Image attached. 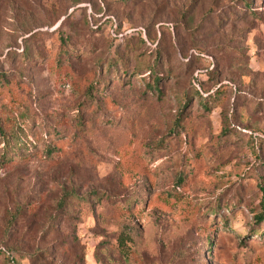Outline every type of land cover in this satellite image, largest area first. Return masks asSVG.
Wrapping results in <instances>:
<instances>
[{
    "label": "rangeland",
    "instance_id": "374dc122",
    "mask_svg": "<svg viewBox=\"0 0 264 264\" xmlns=\"http://www.w3.org/2000/svg\"><path fill=\"white\" fill-rule=\"evenodd\" d=\"M262 210L264 0H0L10 264H264Z\"/></svg>",
    "mask_w": 264,
    "mask_h": 264
},
{
    "label": "trees",
    "instance_id": "16d2710c",
    "mask_svg": "<svg viewBox=\"0 0 264 264\" xmlns=\"http://www.w3.org/2000/svg\"><path fill=\"white\" fill-rule=\"evenodd\" d=\"M128 1H130V0H122V3L126 4ZM246 3H247L248 6H250L249 2H246ZM139 59H141V58H138V61H139V65L138 66H141L143 64L142 63L143 60L141 61ZM148 67H149V72H152V71H155L157 69L158 64H155V61L153 60V62L151 64H149ZM152 81H153V83L152 84L148 83L147 86H148V88L155 89L156 86L159 83V76L155 75ZM195 92H196V95L199 96L201 99L202 98H206V96L205 97H201L200 94L197 92V90H195ZM189 99L190 98H189L188 94L185 92L183 94V96H182V100L179 103V106H178V109H177L178 113H177L176 118L173 121V125H172L171 130H175L181 125V122L183 121L184 116H185V109H186V106H187V104L189 102ZM65 201L66 200H65V195H64V197H61L59 199V201L57 202V205H58L59 209H62L64 207ZM254 217H255V221H256V223L258 225L260 223H262V222L264 223V210H262L261 212L256 213L254 215ZM258 230H260V226L258 228H255V231H258ZM262 230L264 231V228ZM0 252L2 254H4L5 258H7V263L10 264L11 263L10 258L2 250H0Z\"/></svg>",
    "mask_w": 264,
    "mask_h": 264
}]
</instances>
